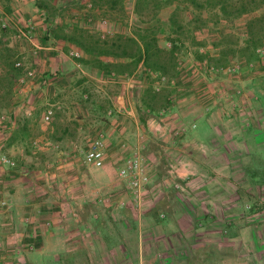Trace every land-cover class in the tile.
Segmentation results:
<instances>
[{"label":"rangeland","instance_id":"rangeland-1","mask_svg":"<svg viewBox=\"0 0 264 264\" xmlns=\"http://www.w3.org/2000/svg\"><path fill=\"white\" fill-rule=\"evenodd\" d=\"M45 1L55 8L64 4V0ZM134 1L123 0L125 15L116 20L121 14L112 13L110 18L101 16L98 11L89 12L88 0H67L71 5L62 7L55 22L66 27L78 26L96 34L131 35L132 28L138 25L132 13ZM17 5L27 12L18 11ZM171 6L159 13L163 30L158 35L159 45L166 50L170 43L166 40L164 18L175 5ZM6 8L10 14L5 12ZM35 8V0H0V23L6 26V31H0V154L10 156L9 159L15 162L13 169H27L28 178L49 191L42 197L48 206H61L60 214L65 215L66 223L75 228L72 212L76 213L77 209L80 215L84 214L82 220L88 225L86 233L126 234L125 226L133 225L136 229V217L150 209L157 212L160 220L166 219V207L162 206L161 199L169 196L167 208L173 209V199L182 196L177 194L176 177L168 172L170 162L164 155L163 144L153 136L151 127L138 120L137 110H143L141 100L149 84L144 73L139 69L131 76L114 77L101 74L90 65L79 64L75 58L84 55L78 49L71 46L64 49L62 43L56 45L43 40L45 31L41 28L45 25V16ZM262 12L264 9L233 22L221 23L216 29L194 31L197 41L205 42V47L199 51L216 55L217 49L212 43L228 34L241 44L247 20ZM188 16V13L181 12L182 19ZM25 28L32 32L29 40L21 35ZM184 32L182 38L186 39L189 33ZM194 50L189 40H185V47L181 54L179 52V75L169 88L164 87L165 84L158 87H163V95L169 96L168 104L153 119L158 121L166 117L169 108L174 106L176 111L179 104L189 101L199 102L204 112L215 103L227 104L223 98L235 96L225 94L228 89L236 92L232 86L238 82L247 84L249 78L264 71V49L260 50L261 59L257 62L248 64L241 58H230L225 68H212L207 62L195 61ZM16 62L32 71L33 77L25 78L24 71L14 67ZM23 77L24 83H20ZM236 86L241 90L240 85ZM49 108L53 115L46 124L42 122V116ZM100 135L104 136L106 144L105 166L92 169L84 164V154ZM134 152L139 153L150 176L140 205L119 178L117 169L123 159ZM6 168L0 163V169L6 171L4 174H14L11 168ZM159 190L163 193L160 196L157 195ZM75 202L79 203L76 205ZM18 225L20 230L21 225ZM143 225L146 229L147 224H142V228ZM56 227L58 224L54 223ZM217 246L218 264L242 263L231 251H221L236 248L235 242L219 237Z\"/></svg>","mask_w":264,"mask_h":264},{"label":"crops","instance_id":"crops-1","mask_svg":"<svg viewBox=\"0 0 264 264\" xmlns=\"http://www.w3.org/2000/svg\"><path fill=\"white\" fill-rule=\"evenodd\" d=\"M236 85V92H225L235 95L223 98L227 104L212 103L204 112L189 101L146 121L163 144L182 198L173 199V209L169 196L162 198L166 219L150 209L135 219L141 228L125 226L126 234L86 233L77 209L74 228L61 206L46 204L42 195L49 191L32 182L27 169L9 176L0 169V264H218L219 237L236 243L221 251L241 264H264V183L252 175L256 169L264 174V71Z\"/></svg>","mask_w":264,"mask_h":264},{"label":"trees","instance_id":"trees-1","mask_svg":"<svg viewBox=\"0 0 264 264\" xmlns=\"http://www.w3.org/2000/svg\"><path fill=\"white\" fill-rule=\"evenodd\" d=\"M88 1L89 12L98 11L101 16L110 18L112 13L121 14L116 20H121L125 15L123 0ZM63 3L64 6L55 8L45 0H35V6L45 16L43 40L56 45L62 43L64 49L69 46L78 49L84 56L75 58V61L90 65L101 74L131 76L141 69L149 83L141 100L143 110H137L138 120L142 125L152 117L157 118L159 111L168 104L169 96H164L163 87H158L165 84L164 87L169 88L179 75V52L181 54V49L185 47V40L188 39L190 46L195 48L192 52L193 59L207 62L212 68H225L230 63V58L237 57L248 64L257 62L261 59L260 50L264 49V12L247 20L245 38L241 44L230 34L220 36L216 43H212V47L217 49L214 56L205 51L200 52L199 49L205 47V42L197 41L194 36V31L216 29L221 23L233 22L263 10L264 0H135L132 13L138 25L132 28L131 35L96 34L78 26L58 25L56 17L60 16L63 8L71 5L67 0ZM171 5L175 6L164 18L167 26L166 40L170 43V48L166 50L159 45L158 35L163 32L159 13L172 7ZM5 12L10 14L9 8ZM181 12L188 13V18L182 19ZM1 27L0 23V31H6ZM26 29L25 32L28 30ZM184 31L189 33L186 39L182 38ZM11 143L12 140L9 141ZM256 170L252 174L253 178L257 181L262 179L264 183L263 172L258 174L259 170Z\"/></svg>","mask_w":264,"mask_h":264},{"label":"built area","instance_id":"built-area-1","mask_svg":"<svg viewBox=\"0 0 264 264\" xmlns=\"http://www.w3.org/2000/svg\"><path fill=\"white\" fill-rule=\"evenodd\" d=\"M1 25L5 28L4 23ZM21 35L29 40L32 37L31 29H28L26 32H21ZM75 56H77V54H75ZM14 67L22 69L24 71L25 78L31 79L33 77V72L23 68V64L21 62H16ZM232 71H235V69L233 68ZM24 77L19 80L20 83H24ZM52 115L53 111L49 108L43 114L42 122L48 124L52 119ZM105 152L106 144L104 136L100 135L91 142L88 150L85 152L84 164L92 169H102L105 166ZM0 163L11 169L15 167V162L6 156H0ZM117 169L119 178L126 183L127 190L133 196L134 201L140 205L141 196L147 185L150 183V176L147 169L143 165L141 156L139 153L134 152L132 155L124 158L121 165ZM1 205L3 206L4 203Z\"/></svg>","mask_w":264,"mask_h":264}]
</instances>
